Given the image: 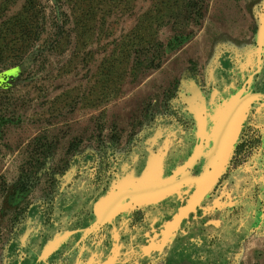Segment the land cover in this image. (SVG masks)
Masks as SVG:
<instances>
[{
  "label": "rangeland",
  "instance_id": "rangeland-1",
  "mask_svg": "<svg viewBox=\"0 0 264 264\" xmlns=\"http://www.w3.org/2000/svg\"><path fill=\"white\" fill-rule=\"evenodd\" d=\"M86 1L0 0V264H264V0Z\"/></svg>",
  "mask_w": 264,
  "mask_h": 264
},
{
  "label": "trees",
  "instance_id": "trees-1",
  "mask_svg": "<svg viewBox=\"0 0 264 264\" xmlns=\"http://www.w3.org/2000/svg\"><path fill=\"white\" fill-rule=\"evenodd\" d=\"M177 1L178 0H175V2H177ZM199 1H202V0H199ZM86 2H87L86 0H59L58 3L61 7L64 4L69 3L68 5H69L70 14H69V16L67 15V17L69 18V22H71V19L73 17L74 21L76 20V23L74 22V25L76 26V25H79V23L83 22V18H81V14L84 13V9H85V6L87 4ZM192 3H193V1H192ZM197 7H198V5H196L195 8H197ZM77 13L80 14V15H78V20H77ZM61 14L62 13H60V15ZM57 27L59 30H61L63 26H58V24H57ZM32 28L33 27L31 26V24L28 23V25H25V28L23 29L22 33L21 32L17 33L15 30L10 29V28H7L5 33L0 32V55L2 54V51H1L3 49L2 46H3V44H5L8 41V39H10V41H16V40L23 41L24 38L26 37L31 42H33L34 40H37L39 34L34 33V30ZM9 31H12V32L9 34ZM63 34H64V32L62 34H60V36L61 35L63 36ZM32 35H34V38L30 37ZM59 39H61V37H59ZM59 39L56 40V43H58ZM0 63H1V60H0ZM22 173H25V172H22Z\"/></svg>",
  "mask_w": 264,
  "mask_h": 264
}]
</instances>
